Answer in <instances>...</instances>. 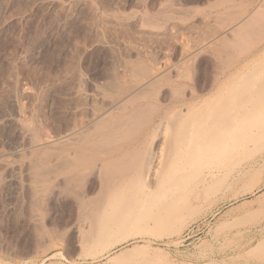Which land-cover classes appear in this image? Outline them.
Segmentation results:
<instances>
[{"label": "rangeland", "instance_id": "rangeland-1", "mask_svg": "<svg viewBox=\"0 0 264 264\" xmlns=\"http://www.w3.org/2000/svg\"><path fill=\"white\" fill-rule=\"evenodd\" d=\"M202 1L0 0V158L6 159L0 160V243L7 248L12 235L29 243L23 254H0V264H264V149L258 153L252 148L241 156L242 162H252L251 170L218 196L236 193L237 199L201 202L196 216L173 223L167 234H133L96 254L86 253L79 242L85 224L71 200L59 198L47 214L27 205L31 157L24 154L37 124L43 126L39 137L45 142L52 139L44 138L45 132L71 124L79 128L80 122H93L106 108L110 111V105L146 81L135 82L124 94L107 88L111 71L124 86L132 83L126 68L131 61L174 72L175 61L195 49L214 61L210 47L217 34L198 38L187 33L186 7ZM256 2L250 0L245 8ZM141 15H149L145 23ZM218 28V34L228 32ZM193 73L177 87H194ZM10 150L21 152L11 155ZM40 222L45 230L37 232Z\"/></svg>", "mask_w": 264, "mask_h": 264}, {"label": "bare ground", "instance_id": "bare-ground-1", "mask_svg": "<svg viewBox=\"0 0 264 264\" xmlns=\"http://www.w3.org/2000/svg\"><path fill=\"white\" fill-rule=\"evenodd\" d=\"M242 4L214 14L221 29L229 19L232 23L228 32L208 30L209 36L217 34L215 44L210 42L214 61L196 49L175 59L174 72L131 61L126 68L132 83L124 86L111 71L107 88L124 94L135 82L146 81L110 105V111L106 108L93 122H80L79 128L71 124L45 132L44 138H52L45 142L39 137L43 126L37 124L29 145L23 141L29 150L24 155L31 157L28 207L47 214L59 198L71 200L85 224L79 242L86 253L96 254L133 234H167L173 223L196 216L201 202L237 199L236 193L218 196L251 170L252 162H242L241 156L252 148L258 153L264 149V0L251 8L241 9ZM141 16L145 23L149 15ZM193 71L194 87H177L186 85ZM163 86L167 88L161 90ZM41 223L37 232L45 230ZM19 238L12 235L4 243L10 249L0 243V254L28 252L29 243Z\"/></svg>", "mask_w": 264, "mask_h": 264}, {"label": "crops", "instance_id": "crops-1", "mask_svg": "<svg viewBox=\"0 0 264 264\" xmlns=\"http://www.w3.org/2000/svg\"><path fill=\"white\" fill-rule=\"evenodd\" d=\"M215 1L216 0H204V1L200 2V3H198V4H193V5L188 6V10H187V7H186V11L184 13V18L190 19V26L191 27L189 26V29H188V32H187L189 36L198 37V38H200V37H206V38L207 37L208 38L212 37V35L209 36L210 33L208 34L207 27L210 26V27L214 28V30L215 29H219L218 26L216 25L217 21L214 20L215 19L214 14L217 11H222L223 9H226V7H228V8H230V7L236 8V7H239V5H241L242 3L243 4L240 7H242L241 9H244L247 6V4L249 3L250 0H217L216 2ZM229 1H231V2L229 3ZM226 2H227V5L225 4ZM221 4H223V5H221ZM215 6H217V7H215ZM197 8H199V9H197ZM205 8L208 9V10H205ZM209 8H212V9H209ZM195 9H196V11H195ZM229 20L223 26L224 29L231 26L232 23ZM229 22H230V24H229ZM203 27L206 30H204ZM198 46L202 47L200 44ZM203 48L205 49V47H203ZM191 52H192V50L190 51V53Z\"/></svg>", "mask_w": 264, "mask_h": 264}]
</instances>
